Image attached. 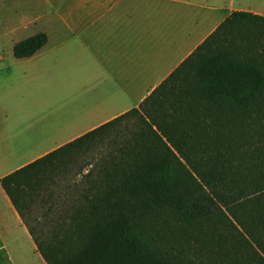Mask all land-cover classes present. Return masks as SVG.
Segmentation results:
<instances>
[{
  "label": "trees",
  "instance_id": "obj_1",
  "mask_svg": "<svg viewBox=\"0 0 264 264\" xmlns=\"http://www.w3.org/2000/svg\"><path fill=\"white\" fill-rule=\"evenodd\" d=\"M0 186L45 264H264V17L231 12L138 108Z\"/></svg>",
  "mask_w": 264,
  "mask_h": 264
},
{
  "label": "crops",
  "instance_id": "obj_2",
  "mask_svg": "<svg viewBox=\"0 0 264 264\" xmlns=\"http://www.w3.org/2000/svg\"><path fill=\"white\" fill-rule=\"evenodd\" d=\"M233 11L264 17V0H0V180L138 108ZM38 33L45 45L15 58ZM35 259L0 186V264Z\"/></svg>",
  "mask_w": 264,
  "mask_h": 264
},
{
  "label": "rangeland",
  "instance_id": "obj_3",
  "mask_svg": "<svg viewBox=\"0 0 264 264\" xmlns=\"http://www.w3.org/2000/svg\"><path fill=\"white\" fill-rule=\"evenodd\" d=\"M227 1H229V0H227ZM4 20H5V19H4ZM5 23H6V22L4 21V25H5ZM8 25H10V23H9ZM11 25H14V23H11ZM16 37H17V36H15L14 38H16ZM2 50H3V54H4V55H8V54H7V48H6V47H3ZM5 65H6V64L3 63V66H5ZM0 66H2V65H0ZM29 259H32V260H33L34 258H33V256L31 255V258H29ZM36 260H37V259L34 260V264H37V261H36Z\"/></svg>",
  "mask_w": 264,
  "mask_h": 264
}]
</instances>
